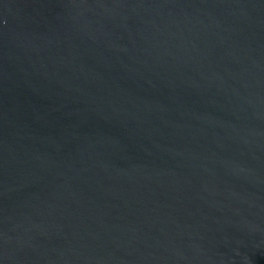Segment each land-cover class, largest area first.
<instances>
[{"label":"water","instance_id":"water-1","mask_svg":"<svg viewBox=\"0 0 264 264\" xmlns=\"http://www.w3.org/2000/svg\"><path fill=\"white\" fill-rule=\"evenodd\" d=\"M0 264H264V0H0Z\"/></svg>","mask_w":264,"mask_h":264}]
</instances>
